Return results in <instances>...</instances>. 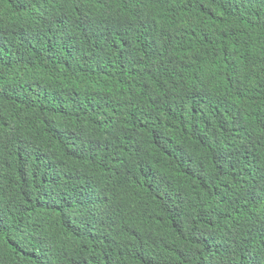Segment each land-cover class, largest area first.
<instances>
[{
  "label": "trees",
  "instance_id": "trees-1",
  "mask_svg": "<svg viewBox=\"0 0 264 264\" xmlns=\"http://www.w3.org/2000/svg\"><path fill=\"white\" fill-rule=\"evenodd\" d=\"M0 264H264V0H0Z\"/></svg>",
  "mask_w": 264,
  "mask_h": 264
}]
</instances>
